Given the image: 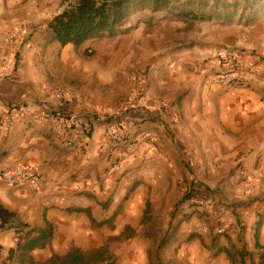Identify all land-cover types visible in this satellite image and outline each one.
<instances>
[{"label": "crops", "instance_id": "1", "mask_svg": "<svg viewBox=\"0 0 264 264\" xmlns=\"http://www.w3.org/2000/svg\"><path fill=\"white\" fill-rule=\"evenodd\" d=\"M78 2L0 0V114L22 117L0 132V202L21 223L0 229V264L104 249L102 264H264V84L213 76L236 52L264 79V16L198 22L147 9L116 38L63 47L49 25ZM56 113L86 131L79 147L55 136ZM119 129L139 143L124 159L108 150ZM18 166L38 191L5 181Z\"/></svg>", "mask_w": 264, "mask_h": 264}, {"label": "trees", "instance_id": "2", "mask_svg": "<svg viewBox=\"0 0 264 264\" xmlns=\"http://www.w3.org/2000/svg\"><path fill=\"white\" fill-rule=\"evenodd\" d=\"M174 0H79L77 5L56 16L49 28L54 40L63 47H80L90 40L116 38L126 31L125 25L136 14L151 9L153 12L167 11L169 17L182 21L234 22L240 19L250 23L264 16V0L215 1L190 0L173 6ZM18 215L0 202V229L19 226ZM107 251L82 253L79 250L61 260L59 264H102Z\"/></svg>", "mask_w": 264, "mask_h": 264}, {"label": "built area", "instance_id": "3", "mask_svg": "<svg viewBox=\"0 0 264 264\" xmlns=\"http://www.w3.org/2000/svg\"><path fill=\"white\" fill-rule=\"evenodd\" d=\"M13 42V37H10ZM7 59L2 58L0 50V65L3 66ZM259 64L264 67V56L259 57ZM260 71L252 63L246 60L236 52H231L227 60L223 61L221 66L214 71V81L217 85L225 87H243L253 84V79H258L257 83L264 84V79L260 78ZM69 92L64 89L58 90V95L65 97ZM137 94L131 93L126 99L117 105L119 115L132 109L136 104ZM166 102H161L165 106ZM104 109V108H103ZM22 117L16 119L9 114H0V132L8 135ZM42 119H45L43 117ZM53 133L62 138L69 148H77L82 143V138L86 131L78 126L77 120L72 115L56 113L54 115ZM142 138H146L142 136ZM138 141L132 137L129 131L119 129L111 134L108 150L111 154L118 153L119 159H124L128 154L135 153L138 150ZM4 179L12 185H28L31 190L38 191L39 181L37 176L25 166H18L16 170L4 174ZM185 193L189 192V187H183ZM199 209L206 206V201L200 199L196 202Z\"/></svg>", "mask_w": 264, "mask_h": 264}, {"label": "rangeland", "instance_id": "4", "mask_svg": "<svg viewBox=\"0 0 264 264\" xmlns=\"http://www.w3.org/2000/svg\"><path fill=\"white\" fill-rule=\"evenodd\" d=\"M72 1L75 2V1H78V0H72ZM182 187H183V185H179V186H178L180 192H182Z\"/></svg>", "mask_w": 264, "mask_h": 264}]
</instances>
